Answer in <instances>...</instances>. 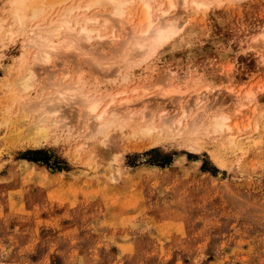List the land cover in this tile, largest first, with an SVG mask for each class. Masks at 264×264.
<instances>
[{"label":"rangeland","instance_id":"1","mask_svg":"<svg viewBox=\"0 0 264 264\" xmlns=\"http://www.w3.org/2000/svg\"><path fill=\"white\" fill-rule=\"evenodd\" d=\"M157 1L167 4L150 0L153 16ZM172 1L176 6L166 22H178L174 36L117 75L113 68L93 70L91 55L87 60L73 51L33 64L32 86L19 92L16 83L28 72L33 48L20 52L19 35L3 36L11 54L0 57V264H264V0H211L199 8ZM35 2L51 3L26 5ZM131 3L120 23L103 25L107 5L86 12L97 13L103 28L89 26L104 35L114 26L118 35L112 42L91 39L94 56L114 51L137 26L142 2ZM10 12L8 0H0L3 31ZM51 12L46 8L43 20ZM12 38L17 43H6ZM78 81L83 91L102 97V105L114 99L110 108L121 107L118 124L93 132L82 107L67 104L49 114L53 119L47 115L44 137L24 138L17 99L52 94L56 85ZM139 88L145 93L137 102ZM165 89L178 93L160 94ZM200 92L204 102L194 106ZM127 97L130 103L120 105ZM184 101L187 120L203 106L210 109L207 133L197 137L195 148L162 132L157 137V117H176ZM146 107L156 109L149 132L140 129L138 118ZM218 114L227 116L229 134L212 129ZM229 136L235 143L237 137L254 139L238 149Z\"/></svg>","mask_w":264,"mask_h":264},{"label":"bare ground","instance_id":"2","mask_svg":"<svg viewBox=\"0 0 264 264\" xmlns=\"http://www.w3.org/2000/svg\"><path fill=\"white\" fill-rule=\"evenodd\" d=\"M70 1L71 0H50L51 3L49 5H44V4L35 2L34 4L28 7V5H26V0H8V5L11 10L10 12L11 21L9 22L10 24L9 29L7 31L6 30L3 31V26L6 24L3 21L4 19L2 21L0 20V57L1 56L4 57L7 54H9V49L5 48L6 49L5 50L4 47L6 46L5 44H2L3 42L5 43V41L3 40V36L6 34L10 38L14 37L15 35L20 36L19 44H18V49L20 50V52L23 51V48H25L26 46L33 48V53H31L32 54L31 55V65L27 69L28 72L26 71V74H23L22 75L23 77L20 78L18 82L16 83V86L18 87L19 92L26 93L28 89L31 88L32 86L31 83L35 79L34 78L35 76H33L34 75L33 67L36 64L38 65L47 64V62L52 60L54 56L68 57V54L70 52L75 51L76 53L77 51L78 52L82 51L83 54L86 55L87 60L90 58V57L87 58L88 56L87 54L92 56V59H89L90 60L89 63H90L91 68H93V70L99 71L103 69L106 70L107 68L109 69L113 68L111 70L112 73L116 72L115 75H117V73L119 74L120 68L123 66L126 67V64L132 66V64H135V63L138 64L139 62L141 63L147 60L149 56L153 55L152 53L154 52L155 49H157L159 45L163 44V42H165L170 37H173L174 36L173 34L177 31L178 22H175V17L173 19L174 22H171V20H168L166 22V16H168L167 13L176 6V3L174 4L172 0H167L166 7L164 8V3L163 2L159 3L157 1L159 4L156 5L157 6V8L155 7L156 13L154 12L155 15L153 16L150 0H136L138 2L139 1L142 2L140 3L141 8L139 7V10L141 9L140 16L139 18L137 17V19L139 20L136 21L137 26L133 24L134 27H130L128 33L125 34V38L124 36L121 38L124 40L122 42L118 41L120 45L119 44L117 45L119 46L114 45V47L116 46L115 48L109 47L113 49L114 51L111 50V53L109 52L108 54L97 53L98 56L96 55L97 56L96 57L94 56V52L96 53L97 50L90 49V46H93V45H90V43L88 44V42L93 38H96L97 40H99L98 38L100 39L108 38V41L112 42V41L118 40V35L112 33L114 26L111 27L109 34L107 33L108 35L102 34L100 30L97 29L98 27L97 28L92 27L94 24L100 23L98 22V14L95 12H92V14L91 13L87 14L86 12L90 9H93L94 7H97V6L101 7L102 5H107L109 7V9H107L108 10L107 12L109 13L105 11V13H107V16L106 14L103 15L104 16L103 25H105V23L108 24L109 22L110 24H112L111 23L113 22L112 20H114V22L120 23V21L124 22V20L126 19V18L124 19V17H127L126 15L129 10L126 12V8L128 4L129 3L132 4L131 2H133L134 0H85L84 3L80 2L78 4L76 3L78 0L76 2L74 1L75 4H71ZM188 1L191 4H193V7L199 8L201 6L209 4L211 0H181V3L182 5L185 6L188 3ZM212 1L210 3H212ZM46 2H49V1H46ZM48 7H49V12L50 11L52 12L50 13V17L48 16L47 19L43 20V18H45L46 16H42V15L44 14V11H46V8ZM93 11H95V9ZM130 18L132 19V17ZM32 20H36V21H34L33 23H30V21ZM38 20H41V21H38ZM127 21L130 22L131 20L129 19ZM89 24H92V26L91 25L89 26ZM101 25L102 23H100L99 26ZM14 42H16V39L12 38V41L10 40L9 42H6V43H14ZM18 57L19 56H17V58ZM27 57L28 56L26 55V58ZM62 78L63 77L61 76V79ZM126 78L127 76L123 75V77L121 78V81L122 80L125 81ZM14 82L16 81L12 80L11 84H14ZM72 84L68 85V84L60 83L58 84V86L56 85L52 94L48 92H47L48 94H45V93L42 94L41 92L39 93L38 96L36 95L37 96L36 98L33 97V99H30V98L24 99L26 97L17 99L19 100L20 105L19 107L17 108L15 107V108L18 111H22L24 113V116L21 114L22 115L21 119L27 122V123H24L22 121V123L25 125V130H26V134L24 138L33 142V141H37L41 139L42 137H44L46 135V129H47L45 125L47 115L49 114L52 115L59 108H61L62 105L65 106L67 104L71 105L75 103L76 105L79 104L82 107V110L80 109L81 110L80 115L82 114L84 122L89 123L90 121V123H92L94 127L93 132L94 131L102 132L107 126L118 124L119 120L117 117L118 115L117 111H121V107L118 108L117 111L115 109L110 108V105L112 104L114 100L112 97H111L112 99H110L106 104L102 105V97L97 96L96 93H94V91H83V87L81 88V86L83 85H79V81L76 83L73 82ZM144 89H140L142 90L141 91L142 93L140 92L139 95L135 94L136 100L137 99L139 100L144 96V93H145L143 91ZM133 90L135 91V93H137L136 92L137 88H134ZM123 92L124 91H122V93ZM169 93L175 94L178 92L175 89V90H169V91L167 90L162 91L160 94L166 96ZM202 95H201V92L196 94V98L194 99V102L192 101L194 106L198 105L199 103L204 102L203 100L205 98H203ZM250 95L249 93H247L246 97L248 98ZM14 99L13 101L17 102V100H14ZM130 101L131 100L128 97L123 98L121 100L120 105H123V104L125 105L128 102L130 103ZM183 103L184 104H180V106H178V110H176V113H175L176 117L173 116L174 114L171 115V117H166V118L162 116L163 114L159 116L158 114L157 115L155 114L156 116H158L157 117L158 121H160L159 128L161 130L160 132H158L159 135L157 137H160L161 136L160 133L162 132L164 133V135L166 134L174 138L175 140L177 139V140L183 141L184 144L188 146L189 148H195L194 144L197 142V137L202 135L206 126L209 125L208 120L206 121L205 119L206 118L205 116L207 114L205 110L206 109L210 110V109L207 106H203L204 108L199 110L200 112L197 115L195 114V117H193L191 120H187V119H190L188 118V111L190 108L187 109L188 103L186 104L185 101ZM243 104L245 103H242V101L239 102L238 106L240 107V109L242 108L241 106H243ZM129 108L130 107H128V109ZM143 110L144 111L143 112L141 111L140 114L138 115V118L140 119V122H141L140 129H142L143 131L149 132L153 129L152 128L153 125H151L152 122L150 124L148 122L153 119L156 109L154 110L150 107H146V108H143ZM235 112L237 114L239 112V108H236ZM127 113L128 112L125 113L126 116H127ZM30 114L34 115V118L33 120H31V122L29 121ZM133 114H136V113H133ZM133 114L132 116L137 115V114L136 115H133ZM50 115L48 117H51L53 119L52 116H54V114L52 116ZM218 115L217 116L215 115L212 118V123H213L212 129H214V131H217V133L218 131H222V132L229 134L232 128L226 125L227 116L226 115L218 116ZM259 118L262 119L263 116ZM10 119L11 118H8V120L6 121H9ZM120 119L122 121V118ZM128 119L131 120L132 117L129 116ZM123 120L126 121L127 119H123ZM260 121L261 120H259V123ZM53 122L55 121L53 120ZM259 123H257V125H259ZM262 126L264 125L262 124ZM206 133H203V134H206ZM252 137L251 136L244 137L243 138L244 144L252 141L254 139V137L253 138ZM228 138H229L228 140L230 141V145H232L233 147H237L238 149H241V146L244 145V144H241L243 140L238 139V137L237 138L235 137L236 143H235L234 137L229 136Z\"/></svg>","mask_w":264,"mask_h":264}]
</instances>
